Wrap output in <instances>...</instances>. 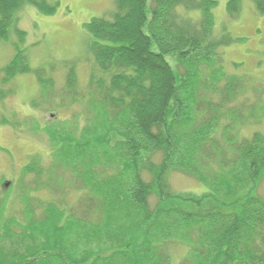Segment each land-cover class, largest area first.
Returning <instances> with one entry per match:
<instances>
[{
    "label": "trees",
    "instance_id": "16d2710c",
    "mask_svg": "<svg viewBox=\"0 0 264 264\" xmlns=\"http://www.w3.org/2000/svg\"><path fill=\"white\" fill-rule=\"evenodd\" d=\"M240 1L228 0L230 16ZM113 2L106 16L83 23L90 55L85 83L74 63L64 65L68 98L86 107L96 99L105 112L77 135L48 126L50 140L60 141L47 170L40 165L28 187L21 181L27 174L18 179L22 188L15 184L25 193L21 218L12 210L0 230V264H172L179 248L178 264H264V197L257 192L264 133L240 135L245 122L264 120V88L250 89L224 73L220 52L241 38L213 35L215 0ZM252 2L264 12V0ZM24 6L43 15L56 7L54 0H0V41L13 51L0 68V84L30 72L54 95L50 74L29 65L26 32L17 25ZM6 93L1 89L0 98ZM80 110L88 123L92 111ZM103 144L105 151L90 154ZM106 148L116 153L113 173L103 167ZM66 149L70 155L62 157ZM58 163L67 164L68 185L84 190L66 206L57 204L69 190L59 183L63 175L48 182ZM175 169L207 183V190H175L169 180ZM46 188L47 198L34 196Z\"/></svg>",
    "mask_w": 264,
    "mask_h": 264
},
{
    "label": "rangeland",
    "instance_id": "374dc122",
    "mask_svg": "<svg viewBox=\"0 0 264 264\" xmlns=\"http://www.w3.org/2000/svg\"><path fill=\"white\" fill-rule=\"evenodd\" d=\"M54 1L55 11L50 15L40 14L33 7L24 6L19 12L17 25L26 32L24 46L30 67L34 69L39 67L46 76L50 74L55 94L52 95L48 90H44L37 76L30 72L18 73L6 85L1 86L0 84V90L6 92L8 89V93L0 98V230L6 226L12 210H16V218H21L22 204L20 201L25 193L19 192L20 194H18L20 188H15V184L17 183L22 188L23 182L21 181H24L26 184H24V188L28 187L27 183H31V177L35 175L33 172L38 170L40 165L41 168L46 169V166L51 162L55 151L53 146L60 140L56 139L53 142L50 140L49 136L52 135H49L48 131L53 133V128L48 126H54L57 131L61 132L72 130L76 134V130H78L82 133L89 123L93 128L95 120L105 112L101 110L100 105H96L98 102L96 99H92L89 106L87 104L86 107V103L72 102L68 98L63 86L64 73L68 67L64 65L74 63L78 81L81 84L85 83L88 73L86 58L89 53L88 36L83 28V23L91 17L106 16L112 7L114 8V2L113 0ZM215 1L213 35L226 31L234 39L241 38L220 49L224 58L223 72L229 75L236 74L243 78L250 89L256 84L262 85L261 88H264V12H257L252 0H241L237 14L230 16L226 9L228 0ZM12 54L11 45L0 41V68ZM171 58L169 60L175 63V59ZM53 66L54 68L50 71ZM199 91H202L200 87L197 88V94ZM96 97L98 98V96ZM260 98L264 102L263 94ZM82 107L90 108L92 111V119L88 120V123L86 120L88 116L83 118V115L77 112L78 110L81 112ZM34 121L37 122L35 125ZM10 123H19V126L15 128ZM36 125H39L41 129L45 128V131H35L34 126ZM253 130L264 133V120L245 122L240 126V135H249ZM81 139H83L82 136ZM102 146L95 149L90 148L92 151L90 154L94 155V153L105 151L104 144ZM106 151L108 152L106 159H109L107 164H103V167L109 168L108 171L113 173L116 168H119L116 159H114L116 153H112L107 148ZM69 155L68 149L62 150V157ZM158 157L159 153L155 154V158ZM27 162H32L31 166L27 165ZM24 165H26L25 169L22 168ZM58 165L57 168L51 167V177L48 182L53 185L63 175L59 183L62 185L61 187H68L69 190L65 192V198H62L57 204L66 206L65 202L67 204L76 202L84 190L68 185L66 181L68 174H63L67 164L60 166L58 163ZM24 175L26 176L23 177ZM20 177L23 178L18 183ZM169 180L175 190L201 193L208 188L207 183H202L195 177L185 175L177 169L170 170ZM42 190L34 191V196L47 198L50 195L48 188ZM257 192L261 197H264V177L258 185ZM16 196L18 197L17 201H15ZM67 198L71 201L70 203ZM151 202H154V198H151ZM0 245L2 246L1 240ZM79 245L77 244V247ZM145 249L144 243L140 251ZM138 250L136 249L135 253ZM183 251L182 248H179L171 255L172 264H178L184 254Z\"/></svg>",
    "mask_w": 264,
    "mask_h": 264
}]
</instances>
